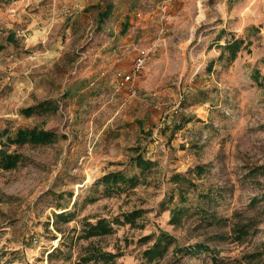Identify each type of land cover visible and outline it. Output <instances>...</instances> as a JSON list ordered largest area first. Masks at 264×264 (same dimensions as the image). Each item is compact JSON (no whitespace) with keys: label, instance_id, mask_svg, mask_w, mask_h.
<instances>
[{"label":"rangeland","instance_id":"obj_1","mask_svg":"<svg viewBox=\"0 0 264 264\" xmlns=\"http://www.w3.org/2000/svg\"><path fill=\"white\" fill-rule=\"evenodd\" d=\"M35 125L58 138L8 146L24 158L0 167V264H264V0H0V146ZM119 170L138 178L101 181Z\"/></svg>","mask_w":264,"mask_h":264},{"label":"trees","instance_id":"obj_2","mask_svg":"<svg viewBox=\"0 0 264 264\" xmlns=\"http://www.w3.org/2000/svg\"><path fill=\"white\" fill-rule=\"evenodd\" d=\"M112 8V4L109 5L108 9L104 11H101V19H104L109 14L110 10ZM243 40L236 39L232 42H228L224 47L230 51V59H234L237 56V52L240 50ZM225 54L224 52L221 54V57H223ZM45 105V104H42ZM39 107V105L29 106L22 109V112L26 115H32L35 112V109ZM44 107V106H43ZM3 137H6V140L4 144L6 146H0V167H3L5 169H11L18 165V163L24 158V156L17 152V151H10L8 149V146L11 144H16L18 146H22L26 143H51L57 140L58 134L50 129H45L42 127H39L38 125H35L33 127H18L14 133H10L9 130H4L2 132ZM134 163L141 167L142 170H146L149 168V166L152 164V160L144 158L142 155H139L135 158H133ZM198 168H201V166H198ZM177 182L181 180L180 174L176 176ZM138 178L137 175L129 176L126 174L123 170L110 172L108 174H105L101 181L107 186L110 187H116L117 185L126 184L132 181H135ZM183 211V206H177L174 208V213L172 215V221H175L177 219V216L180 214V212ZM126 218V222H133L135 219L141 215L140 210H136L130 213L123 214ZM112 222H120V218L116 217L113 221L108 220L107 218H99L96 222L92 221H86L83 229H81V237H90L93 235H102L107 234L112 231ZM247 225H239L237 228L233 229V235L235 238H241L243 235L247 233ZM152 235V234H150ZM149 235V236H150ZM148 236V237H149ZM169 234L165 231H161L160 235H158V238L156 242L151 246L150 248L145 250V255L149 260L154 259V257H157L162 254L163 252V241H168ZM204 244H197L195 246H188V247H181L178 246L175 247V251H185L189 253H195L198 249H201L204 247ZM51 256L53 253H50ZM115 254L111 252H95L94 254L90 255V258H93L94 260H101L104 262H111L114 263ZM248 257V256H247ZM252 258L256 257V254H252ZM82 261V260H81Z\"/></svg>","mask_w":264,"mask_h":264},{"label":"built area","instance_id":"obj_3","mask_svg":"<svg viewBox=\"0 0 264 264\" xmlns=\"http://www.w3.org/2000/svg\"><path fill=\"white\" fill-rule=\"evenodd\" d=\"M151 51H152V49L149 47L147 49L141 51V53L136 57V60L134 62L132 74L125 75L124 76L125 80H130L132 78L133 74L136 75V74L141 72L144 64L146 63V61L150 57Z\"/></svg>","mask_w":264,"mask_h":264}]
</instances>
